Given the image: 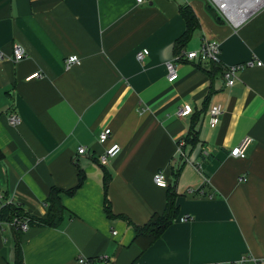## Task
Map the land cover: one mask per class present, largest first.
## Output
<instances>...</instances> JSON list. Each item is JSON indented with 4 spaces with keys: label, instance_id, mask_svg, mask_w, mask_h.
Returning a JSON list of instances; mask_svg holds the SVG:
<instances>
[{
    "label": "crops",
    "instance_id": "obj_1",
    "mask_svg": "<svg viewBox=\"0 0 264 264\" xmlns=\"http://www.w3.org/2000/svg\"><path fill=\"white\" fill-rule=\"evenodd\" d=\"M183 5L199 25L182 51L216 40L221 63L176 61L179 76L170 81L167 64L187 29ZM15 44L27 51L20 61ZM0 54V189L7 200L47 217L51 189H70L85 174L74 194L61 193L59 226L24 231V264H84L80 257L93 264H264V4L232 24L208 0H0ZM74 54L81 62L67 68ZM236 64L245 67L228 86L224 66ZM186 104L192 113L179 116ZM215 104L223 113L212 126ZM195 115L200 142L182 154ZM106 128L112 135L102 143ZM248 135L247 156H231ZM112 143L121 152L100 164ZM158 170L176 191L179 213L144 247L135 241L137 226L168 203V187L154 181ZM15 260L14 229L0 220V264Z\"/></svg>",
    "mask_w": 264,
    "mask_h": 264
},
{
    "label": "built area",
    "instance_id": "obj_2",
    "mask_svg": "<svg viewBox=\"0 0 264 264\" xmlns=\"http://www.w3.org/2000/svg\"><path fill=\"white\" fill-rule=\"evenodd\" d=\"M145 0H138L139 3H143ZM244 1V0H242ZM210 3V6H214L219 9L220 13L222 16L231 22L232 24H240L243 20H245L248 16H250L255 10H257L259 7H261L264 4V0H247L245 3L249 6L252 7L250 10L246 12H242V7L238 6L236 13H234L235 6H237L241 0H208ZM232 3L235 4L234 7H232ZM231 8L233 9V14L231 13ZM149 53L148 49H143L142 51H139L137 54V57L140 61H143L146 55ZM220 53H221V47H220V42L216 40H204L202 46L198 50H191L188 52L181 51L179 54H176L174 57V60L168 62L167 64V69H168V78L170 81H174L178 78V71L176 68V61H181V60H199L201 62H212L214 64H220L221 59H220ZM1 55V54H0ZM27 56V51L25 47L21 44H15L14 46V59L16 61H20L24 59ZM80 57L76 54L69 56L66 59V67L69 68L74 64L80 63ZM253 64V63H250ZM258 65H262V62H258ZM245 67V64H236V65H228L224 66V77L226 80V83L228 86H232L235 84L236 80L238 79V74L239 72ZM38 76V74H35L31 77ZM211 124L212 126H216L220 122V118L223 113V106L221 104H215L211 108ZM179 116H186L192 113V107L189 104H186L182 107H180L177 111ZM10 121L12 124L16 125L20 122V118L17 114H12ZM112 135V129L111 128H106L104 129L99 136V140L102 143L107 142ZM254 139L251 136H246L244 137L241 142L234 147L231 150V156L237 157V158H245L248 154V151L253 144ZM184 144V141L180 142V150L183 153L182 150V145ZM122 147L120 146L119 143H112L109 145L105 152L102 153L98 161L102 165L108 164L114 157H116L120 152H121ZM86 152L85 147H80L79 148V153L84 154ZM244 180V177H241V180ZM154 181L158 186L161 187H168L169 186V181L167 179V176L163 170H158L155 175H154ZM9 201L5 197L4 193L0 189V206L5 205ZM192 219L191 216H184L182 218V221H188ZM18 223L23 230H27L29 228L28 224L26 222L20 221L18 218H15L11 224H16ZM113 233H116L114 230ZM108 256H100L99 259L105 260L107 259ZM245 260V259H244ZM242 260V261H244ZM80 261L84 264H93V260L80 257ZM218 264V263H216Z\"/></svg>",
    "mask_w": 264,
    "mask_h": 264
},
{
    "label": "trees",
    "instance_id": "obj_3",
    "mask_svg": "<svg viewBox=\"0 0 264 264\" xmlns=\"http://www.w3.org/2000/svg\"><path fill=\"white\" fill-rule=\"evenodd\" d=\"M181 12L186 19L187 29L185 33L179 37L176 41V54H179L183 47L188 43L192 37L193 31L198 27L199 22L194 10L189 5L181 6ZM214 64L212 62H209ZM215 65V64H214ZM199 123V115H195L192 119L190 131L185 137L184 144L182 145L183 151L187 145L194 146L200 142V131L197 128ZM4 153L0 149V159L4 158ZM209 158V157H208ZM85 181V174L83 170L79 171V182L76 186L70 189H62L59 187H53L47 198L48 215L47 217H39L26 211L21 205H17L12 200L1 207L0 220L2 223H9L18 218L22 222H26L30 227L31 224L47 225L57 227L64 220L66 207L63 204L61 193L66 192L68 194H74L75 191L83 185ZM110 182V175H105V190L107 192ZM168 203L164 213H156L152 216L150 221L144 226H137V234L135 241L147 247L153 244L164 233L167 227L178 216L179 208L175 203L176 191L173 186H168ZM6 197V196H5ZM7 198V197H6ZM106 210L109 215H112L111 206L106 198ZM16 236V260L14 264H24V251L22 246V236L24 231L22 227L16 223L11 224Z\"/></svg>",
    "mask_w": 264,
    "mask_h": 264
},
{
    "label": "bare ground",
    "instance_id": "obj_4",
    "mask_svg": "<svg viewBox=\"0 0 264 264\" xmlns=\"http://www.w3.org/2000/svg\"><path fill=\"white\" fill-rule=\"evenodd\" d=\"M224 1H227V0H224ZM245 1H247V0H244V1H242L241 0V2L237 5V6H235V4L234 3H232L231 5H232V7H234L235 6V8H233L234 9V13H236V11H237V8H238V6H240V7H242V12H246V11H248V10H250L252 7H249L246 3H245ZM233 9L231 8V13L233 14Z\"/></svg>",
    "mask_w": 264,
    "mask_h": 264
}]
</instances>
